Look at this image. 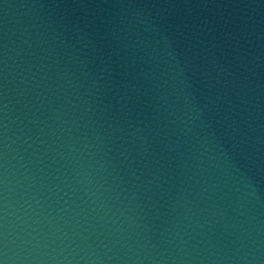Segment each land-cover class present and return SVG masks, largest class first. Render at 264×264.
I'll list each match as a JSON object with an SVG mask.
<instances>
[{
    "label": "water",
    "instance_id": "1",
    "mask_svg": "<svg viewBox=\"0 0 264 264\" xmlns=\"http://www.w3.org/2000/svg\"><path fill=\"white\" fill-rule=\"evenodd\" d=\"M2 264H264V0H0Z\"/></svg>",
    "mask_w": 264,
    "mask_h": 264
},
{
    "label": "clouds",
    "instance_id": "2",
    "mask_svg": "<svg viewBox=\"0 0 264 264\" xmlns=\"http://www.w3.org/2000/svg\"><path fill=\"white\" fill-rule=\"evenodd\" d=\"M0 264H2V262H0Z\"/></svg>",
    "mask_w": 264,
    "mask_h": 264
}]
</instances>
